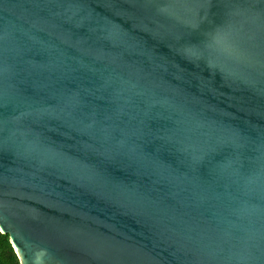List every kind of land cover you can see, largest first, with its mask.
<instances>
[{
    "label": "water",
    "instance_id": "water-1",
    "mask_svg": "<svg viewBox=\"0 0 264 264\" xmlns=\"http://www.w3.org/2000/svg\"><path fill=\"white\" fill-rule=\"evenodd\" d=\"M0 229L20 264H264V0H0Z\"/></svg>",
    "mask_w": 264,
    "mask_h": 264
},
{
    "label": "trees",
    "instance_id": "trees-1",
    "mask_svg": "<svg viewBox=\"0 0 264 264\" xmlns=\"http://www.w3.org/2000/svg\"><path fill=\"white\" fill-rule=\"evenodd\" d=\"M0 264H20L7 233L0 232Z\"/></svg>",
    "mask_w": 264,
    "mask_h": 264
},
{
    "label": "snow or ice",
    "instance_id": "snow-or-ice-1",
    "mask_svg": "<svg viewBox=\"0 0 264 264\" xmlns=\"http://www.w3.org/2000/svg\"><path fill=\"white\" fill-rule=\"evenodd\" d=\"M0 231H3V229H0Z\"/></svg>",
    "mask_w": 264,
    "mask_h": 264
}]
</instances>
